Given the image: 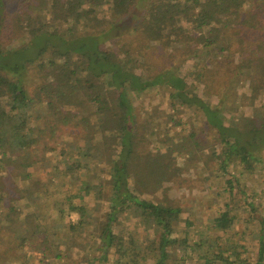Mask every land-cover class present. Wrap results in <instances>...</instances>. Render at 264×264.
I'll return each mask as SVG.
<instances>
[{
  "label": "trees",
  "instance_id": "1",
  "mask_svg": "<svg viewBox=\"0 0 264 264\" xmlns=\"http://www.w3.org/2000/svg\"><path fill=\"white\" fill-rule=\"evenodd\" d=\"M2 28L0 204L8 218L22 205L32 224L60 217L68 235L89 242V264H169L175 249H192L193 223L155 198L167 173L155 169L160 124L149 120L173 123L177 114L204 121L222 148L218 172L233 204L212 236L223 240L244 218L239 188L245 214L256 213L242 183L264 178V0H0ZM10 37L29 43L9 49ZM34 68L44 79L30 92L24 74ZM222 69L230 84L214 81ZM192 135L186 144L197 143ZM46 164L55 186L37 174ZM17 177L19 190L7 189ZM259 255L262 264L263 243Z\"/></svg>",
  "mask_w": 264,
  "mask_h": 264
},
{
  "label": "rangeland",
  "instance_id": "2",
  "mask_svg": "<svg viewBox=\"0 0 264 264\" xmlns=\"http://www.w3.org/2000/svg\"><path fill=\"white\" fill-rule=\"evenodd\" d=\"M127 23L131 24V21ZM137 23L138 19L132 25ZM54 29L55 27L50 28L52 31ZM0 36H4L3 28ZM25 43H29V40L17 42L15 38L10 37L6 42V47L16 49ZM225 73L227 72L223 71L222 75L216 74L218 76L214 81L219 80L221 83L227 81V84H230L231 80H228V75ZM24 75L30 92L44 79L35 68L30 69ZM235 83L236 86L240 85L241 87L246 85L245 82L240 81ZM230 91L225 96L223 108L233 102L231 97L233 90L230 89ZM155 95L156 93H152L151 97H156ZM149 102V109H152L155 104L152 99ZM147 104V101L142 97L138 108L145 110L148 108ZM163 113L164 115L168 114L165 110ZM158 121L160 127L157 126ZM177 122L183 124L178 126ZM203 122L202 120L196 122L190 120L187 115L178 114L173 123L167 122L164 118L150 117L149 120L150 124L157 126V138L154 137L155 142L150 148L156 156L158 154L162 156L161 160L154 164L155 169L160 176H165L167 173V179L157 192V196L152 197L159 200H171L174 205L180 206L184 210L182 223L186 224L188 221L193 223V227L189 229L190 248L192 249L190 251L184 248L175 249L176 254L169 260V264H227L229 256H231L233 264H258L262 243L264 244V193L257 196L252 194L264 186V178L261 177V180L255 181L256 179H252L254 177L250 176L248 177L250 179L245 178L242 183L243 188L252 192L249 202L256 206V213L245 214V209H248V206L245 205L242 195H239L241 194L239 188L236 194L243 209L239 213L244 217V220L242 219L238 225L233 227L230 235L222 234L223 240L218 238L215 233L212 236L210 229L213 228L215 219L233 202L230 198V188L226 186L225 179L220 177L218 172L221 165L220 152H222V148L216 145L215 133L205 132ZM208 127L211 128L210 125ZM193 133L197 134L194 138L197 143L186 144V140L191 139ZM159 140L160 142H158ZM191 147L193 158H190L191 154L189 153ZM215 148L217 154H214ZM165 150L168 152L166 153ZM46 165L47 167L39 168L37 174L47 176L46 168H49L50 164ZM228 170L235 172L234 167H230ZM246 180L249 182L247 183ZM9 181L7 189H11L17 183L19 190V185L22 182L19 177L10 178ZM48 182L51 186H55L57 183L52 176L49 177ZM138 190L140 195H144L141 188ZM29 193L33 195L31 189H29ZM33 197L35 200V196ZM3 210L4 206L0 204V264H89V258L92 256L89 242L83 241L81 238L77 240L68 235L67 225H64L66 221L60 217L50 215V219L41 218L42 220L32 224L23 205L18 209L20 211L18 219L8 218L7 210ZM74 220L80 219L76 216ZM45 227L49 228L47 230L50 232L52 230V237L46 233ZM79 228L83 230L84 227ZM86 229L90 231L88 227ZM38 230H41V233ZM209 233L211 235H208ZM34 235L35 239H33ZM179 237L185 239L186 235L180 234ZM46 238H48V244H45ZM27 239L28 242H26ZM200 244H203L201 248L198 247ZM217 256H223V262H212Z\"/></svg>",
  "mask_w": 264,
  "mask_h": 264
}]
</instances>
